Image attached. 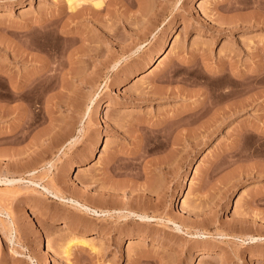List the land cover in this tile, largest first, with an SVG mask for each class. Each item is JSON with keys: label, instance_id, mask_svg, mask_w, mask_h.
Instances as JSON below:
<instances>
[{"label": "rangeland", "instance_id": "1", "mask_svg": "<svg viewBox=\"0 0 264 264\" xmlns=\"http://www.w3.org/2000/svg\"><path fill=\"white\" fill-rule=\"evenodd\" d=\"M96 1L0 0V175L23 177L2 186L0 264H264V153L245 134L231 149L242 123L264 129V0ZM206 99L244 110L192 143ZM31 177L151 220L66 224L77 210Z\"/></svg>", "mask_w": 264, "mask_h": 264}, {"label": "bare ground", "instance_id": "2", "mask_svg": "<svg viewBox=\"0 0 264 264\" xmlns=\"http://www.w3.org/2000/svg\"><path fill=\"white\" fill-rule=\"evenodd\" d=\"M85 1H87V0H68L69 7L72 9V12H73V14L75 16L79 15V14H77V8L80 5H83V3ZM102 1L103 0H97L95 2V4L96 5L102 4ZM117 64H118V62L116 61L112 66L115 67ZM10 80L12 81V79H10ZM194 81H196V80H194ZM196 82H198V81H196ZM14 83L12 81V84H13L14 88L11 89V93H6L4 95L6 97V99L9 100V101L14 100V99L19 100L23 96V94L21 93L22 92L21 89L24 86L23 85L24 81L23 80L20 81L18 83V85H14ZM26 83L27 82H25V84ZM241 103H243V102H241ZM215 104H217V103H215L214 100H212V99L207 100L206 99L205 103L200 104L199 106L197 105V106L193 107V109L188 111L186 115H188L189 117L187 119H185V122H187V123H196L197 122L198 126H197V128L196 127H194V128L192 127L187 133H184V137H182V136L181 137L189 139L190 141H192V143L194 142L193 141L194 139L196 140V138H202V139L204 137H208L209 138L216 130H218L219 128H222V126L226 122H228V120H230L231 115H233L235 111L239 112V111L244 110V108L242 107L243 104H241L239 106H237V105L236 106H232V105H229L230 103H227V106L222 107L221 110L215 109L214 108ZM237 104H240V103L237 102ZM231 109H234L235 111L234 112H230ZM206 115H207V117L203 120L202 118H204ZM92 118H89L87 125L91 126ZM199 120H200V122H199ZM178 133H180V132H178ZM181 133H183V132H181ZM234 133H235L234 134L235 136L232 138L233 141H232V145H231V149H233V151H237V150L239 151V147H238V146H240L239 142L241 141V139L243 138V135L245 134L247 136V138H248V144L246 145L245 148L243 146V149L245 150L244 152L248 151V154H249L250 157H255V156L258 157L262 153H264L263 145L259 141V137L260 136H262V137L264 136V129L258 128L255 124L242 123L240 125V129H238L237 132H234ZM179 136L180 135H178V137L173 139V143L177 144V143H179L182 140V138L179 137ZM157 137H158V135H157ZM101 138L102 137L99 136V139H101ZM72 141L70 143H72ZM147 142H146V144H147ZM240 149H242V148H240ZM146 151H147V149H146ZM241 152L243 153V151H241ZM249 156H247V157H249ZM34 165H36V164H34ZM78 165H79V163H75L74 166H78ZM21 168H23V167H21ZM35 170H36V167H32V166L28 167L27 166V168H25L24 171L27 172L30 176H34L35 177V175H34L35 174ZM44 172L46 173V171H44ZM34 177L33 178L31 177V179L29 178L30 179L29 182H34V183L42 185V189L38 190V191H41L42 194L45 193L43 195L47 194L49 196H52L56 200L61 201L64 204L65 203L69 204L71 207H73L74 209L77 210V215L76 216L74 215L73 218L72 217L68 218L66 220V224H74V225L92 227L94 225L92 220H94V219H104L108 215H115V214L118 216V218L119 217H124L125 219H128L130 217H134L135 219H138L141 223H147V222H149L151 220L152 216L148 212H146L144 210L137 211V210H132V209H127V210H121V209H117V208L114 209L112 207L107 206L106 203L103 202L102 198H99L98 202L91 201V200L84 201V200H81L79 198L66 195L62 191V189H59V188L55 187L54 185L41 184V182L36 180V179H34ZM22 179H23V177L10 176V175H7V174H1L0 175V221L4 224V227L9 230L10 235L13 234V231L16 229V226H15V222H14L10 212L6 208H4L2 206V202L1 201H2L3 196H4V191H3L2 186L6 185V187L7 186L12 187L14 185H17L19 182H21ZM100 191H101L100 194H103L102 189ZM5 213L9 216L10 219H5V218L3 219L2 218V216ZM171 221H173L174 223H177L175 220H171ZM175 228L178 231L179 230L180 231H184L185 233L189 234L190 236H192L194 238L208 237V235H209L206 231H201L199 229H195L194 231L191 230V229L185 230L183 225L180 224V223L176 224ZM139 232H141V229H140ZM251 238L254 241H256L258 239L257 236H252V235H251ZM70 242H73L74 244L80 243V244L88 247V249L90 251L94 252V253L98 252V250L100 248L94 240H86V239H83V238H75L74 237V238L71 239ZM71 246L72 245L70 243V244H68V246L66 248V253L68 255L70 254ZM140 256H142V255H140ZM191 262H193L192 258L189 259V263H191Z\"/></svg>", "mask_w": 264, "mask_h": 264}]
</instances>
